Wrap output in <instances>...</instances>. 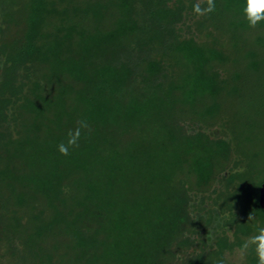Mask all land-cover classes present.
I'll list each match as a JSON object with an SVG mask.
<instances>
[{"label": "trees", "instance_id": "16d2710c", "mask_svg": "<svg viewBox=\"0 0 264 264\" xmlns=\"http://www.w3.org/2000/svg\"><path fill=\"white\" fill-rule=\"evenodd\" d=\"M197 2L0 0V264H227L264 227V145L221 128L264 127V22Z\"/></svg>", "mask_w": 264, "mask_h": 264}, {"label": "rangeland", "instance_id": "374dc122", "mask_svg": "<svg viewBox=\"0 0 264 264\" xmlns=\"http://www.w3.org/2000/svg\"><path fill=\"white\" fill-rule=\"evenodd\" d=\"M18 29L12 28L11 32H9L8 36L10 38H13L17 35ZM249 87L248 85L246 86ZM232 108L226 111V115L228 117L226 118L225 127H221L224 133L226 134L227 139L233 140V138L236 136L237 131L240 133L241 137L246 136H253L257 139L249 144H245V142L238 143V146L240 149V154L246 155V149L247 151H250L251 153H257L259 152L260 148L264 145V127H245L244 123H247V121L254 120L253 117H255V113L257 111V103L253 102V100L250 99H237L233 104ZM237 112V113H236ZM236 114V115H235ZM234 117L238 118L239 122L240 120L243 121V124H240V127L236 125H239L236 122V119ZM242 118V119H241ZM223 119V118H222ZM248 124V123H247ZM211 131H213L214 134L220 135L221 131L217 129V127H209ZM238 134V133H237ZM240 140V139H239ZM235 142V141H234ZM233 142V145H234ZM257 148V149H256ZM233 158V156H231ZM235 158V157H234ZM233 159H230L229 164H227L229 167L231 165V161ZM260 163H264V157H260L259 159ZM263 166H260L259 168H262ZM193 181V179H192ZM225 262L227 264H248L247 260V254L246 250L243 248L235 247L233 250L225 253Z\"/></svg>", "mask_w": 264, "mask_h": 264}, {"label": "clouds", "instance_id": "9594fccd", "mask_svg": "<svg viewBox=\"0 0 264 264\" xmlns=\"http://www.w3.org/2000/svg\"><path fill=\"white\" fill-rule=\"evenodd\" d=\"M215 11V0H198L194 6V13L197 16H204ZM245 19L249 27L255 29L259 24L264 22V0H246L244 8ZM80 127L70 130L68 133L67 143H60L57 148L61 155H69V149L78 147L80 128H86L87 123L79 122ZM65 192L69 190L64 189ZM251 218V217H250ZM254 246L258 264H264V227H258L256 234L248 237L243 243V249L247 250Z\"/></svg>", "mask_w": 264, "mask_h": 264}, {"label": "water", "instance_id": "95a60500", "mask_svg": "<svg viewBox=\"0 0 264 264\" xmlns=\"http://www.w3.org/2000/svg\"><path fill=\"white\" fill-rule=\"evenodd\" d=\"M258 204L264 210V180L261 183L258 193Z\"/></svg>", "mask_w": 264, "mask_h": 264}]
</instances>
